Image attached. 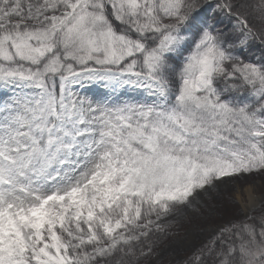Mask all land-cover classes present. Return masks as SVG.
Instances as JSON below:
<instances>
[{"label":"snow or ice","instance_id":"snow-or-ice-1","mask_svg":"<svg viewBox=\"0 0 264 264\" xmlns=\"http://www.w3.org/2000/svg\"><path fill=\"white\" fill-rule=\"evenodd\" d=\"M257 177L264 0H0V264H264Z\"/></svg>","mask_w":264,"mask_h":264},{"label":"rangeland","instance_id":"rangeland-1","mask_svg":"<svg viewBox=\"0 0 264 264\" xmlns=\"http://www.w3.org/2000/svg\"><path fill=\"white\" fill-rule=\"evenodd\" d=\"M256 181V187H257V193L264 192V180L261 178H253ZM204 215H208V209H203ZM203 218L199 216L197 213L189 212L185 216L177 217V226L174 229L175 232L178 233V235L175 237V239H181L185 236L191 238L192 233L194 232L197 225L202 224ZM218 220L213 221V223H218ZM184 251L180 248H176L174 251L170 252L166 256L162 257L166 261H172L176 259H180L184 255Z\"/></svg>","mask_w":264,"mask_h":264}]
</instances>
